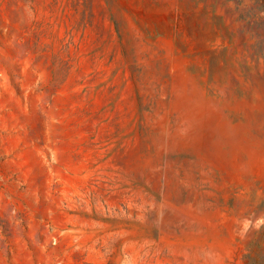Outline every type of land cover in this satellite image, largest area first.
Segmentation results:
<instances>
[{
  "label": "rangeland",
  "instance_id": "obj_1",
  "mask_svg": "<svg viewBox=\"0 0 264 264\" xmlns=\"http://www.w3.org/2000/svg\"><path fill=\"white\" fill-rule=\"evenodd\" d=\"M0 264H264V0H0Z\"/></svg>",
  "mask_w": 264,
  "mask_h": 264
}]
</instances>
